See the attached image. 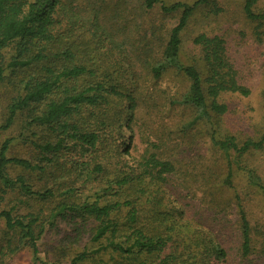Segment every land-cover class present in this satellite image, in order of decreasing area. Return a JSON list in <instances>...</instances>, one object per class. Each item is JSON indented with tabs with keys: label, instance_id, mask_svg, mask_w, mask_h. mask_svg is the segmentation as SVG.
<instances>
[{
	"label": "rangeland",
	"instance_id": "obj_1",
	"mask_svg": "<svg viewBox=\"0 0 264 264\" xmlns=\"http://www.w3.org/2000/svg\"><path fill=\"white\" fill-rule=\"evenodd\" d=\"M194 1L159 0L148 9L145 0H63L56 13L61 18H68L72 11L86 18L95 11L105 16V30L112 37L106 42L105 60L117 71L118 82L133 87L136 100L135 109L124 112L123 126L108 128L115 130V140L102 141L94 152L74 153L76 159H95L103 168L95 178L92 162L84 175L79 176L74 202L99 199V203L106 204L115 199L116 193L106 189L108 180L121 171H142L137 159L144 156L150 143H155L150 146L151 151L160 159L172 162L175 170L166 174L165 181L146 176L138 202L146 218H155L159 210L168 212L166 225L156 228L153 220H149L148 229L167 232V226L176 225L174 230H169L175 232L173 241L161 258L145 252L137 253L140 254L137 258L121 254L108 246L113 238L110 234L94 239L99 225L94 218L72 214L51 217L55 203L26 198L15 190L6 195L0 209L12 210L17 217L29 214L39 217L34 230L39 236L40 260L34 259L23 232L10 230L5 220L0 219V264H73L74 258L83 252L88 255L77 264H160L167 254H175L172 264H264V196L248 178L251 171L264 183V144L246 153L231 151L228 155L214 141L215 136H233L241 144L260 140L264 133V20L246 16L245 0H209L193 12L182 31L183 63L197 66L206 79L208 70L202 48L195 39L201 34L219 35L225 39L227 55L239 83L251 91L247 96L224 92L220 100L227 105V112L220 117L213 114V121H207L198 118L194 106L181 102L190 85L182 72L170 68L155 78L149 65L162 59L171 30L182 14V10L165 12L163 5ZM254 9L263 12L264 0H257ZM15 51L16 44L5 50L6 63ZM5 74L9 77L0 84V124L6 121L9 106L19 93L9 81L12 68ZM26 119L27 114L21 112L9 129L1 130L0 145L12 138L9 156L35 160L38 152L31 140L43 142L53 140L54 136L45 126L26 128ZM128 139L131 141L127 151L119 152ZM229 159L233 162L231 186L224 184ZM9 173L13 177L24 176L35 189L41 185L38 171L10 166ZM55 200L62 198L57 196ZM241 210L251 227L252 249L247 255L242 248ZM113 216L125 222L126 211L114 212ZM121 234L116 240L129 245L130 231L123 225Z\"/></svg>",
	"mask_w": 264,
	"mask_h": 264
},
{
	"label": "trees",
	"instance_id": "obj_2",
	"mask_svg": "<svg viewBox=\"0 0 264 264\" xmlns=\"http://www.w3.org/2000/svg\"><path fill=\"white\" fill-rule=\"evenodd\" d=\"M62 1L0 0V84L9 77L5 74L6 70L12 68L9 81L19 92L9 106L6 121L0 124V131L9 129L18 114L25 112L26 128L45 126L54 136L53 140L43 142L31 140L38 152L35 160L9 156L12 138L0 145V204L10 191L18 190L26 198L55 203L50 212L51 217L72 214L94 218L99 222L94 239L99 240L110 234L113 238L108 246L121 254L137 258L140 255L137 253L145 252L149 255L158 254L161 258V253L173 241L175 232L169 230H174L176 225L172 223L167 226V232L148 229L149 220H153L156 228L166 225L168 212L159 210L155 218L149 219L138 202V193L143 190L141 185L146 176L165 181L166 174L175 170L172 162L160 159L151 151L150 146L155 143H150L144 156L142 154L137 159L139 166L143 167L142 171H121L108 180L106 189L114 191L112 194L116 193L115 199L106 204L99 203V199L94 202H74L78 178L84 175L92 162L95 163V178L103 171L95 159L77 160V154L74 157V153L84 155L94 152L102 141H109L110 138L115 140V130L108 128L111 125L123 126L124 112L126 109L133 111L136 100L132 94L133 87L131 89L118 82L117 71L112 70L105 60L108 54L104 52L106 42L112 38L105 30V16L95 11L92 17L86 18L72 11L68 18L58 17L57 8ZM158 2L145 0V6L150 9ZM256 2L245 0L244 11L249 19L262 21L264 11H255ZM207 3L209 0L163 5L165 12L182 10V14L178 24L171 30L162 59L149 65L155 78H160L170 68L182 72L190 85L181 102L194 106L199 113L198 118L212 122L213 114L220 117L228 110L227 105L220 100L224 92H239L247 96L251 91L239 83L237 71L227 55L225 39L219 35L201 34L195 39V43L202 48V57L208 70L206 79L197 66L182 62V31L193 12ZM91 34L92 38L89 36ZM11 44H16V51L10 62L6 63L4 53ZM124 100L126 102L122 104ZM130 141L128 139L121 150L119 146V152L127 151ZM214 141L225 154L230 155L231 151L246 153L264 144V133L260 140H247L241 144L233 136H215ZM228 163L224 184L231 186L233 162L229 159ZM10 166L38 171L41 185L35 189L24 176L13 177L9 173ZM248 178L264 196V183L259 177L249 171ZM127 185L128 188H125ZM57 196L62 200L56 201ZM122 211H126L125 222L113 216L114 212L118 214ZM240 213L242 248L247 255L252 249L251 227L246 213L243 210ZM0 219L5 220L10 230L20 229L23 232L33 250L34 259L40 260L39 236L34 230L39 217L33 214L17 217L12 214V210L0 209ZM122 225L130 231L127 234L130 244L127 246L116 240L123 236ZM87 255V252L79 254L73 264L82 261ZM175 259V254H167L160 264H172Z\"/></svg>",
	"mask_w": 264,
	"mask_h": 264
}]
</instances>
